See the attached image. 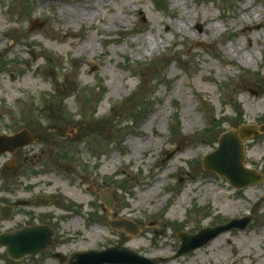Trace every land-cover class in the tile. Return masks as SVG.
Listing matches in <instances>:
<instances>
[{"label":"rangeland","instance_id":"obj_1","mask_svg":"<svg viewBox=\"0 0 264 264\" xmlns=\"http://www.w3.org/2000/svg\"><path fill=\"white\" fill-rule=\"evenodd\" d=\"M175 1L0 0V133L39 135L40 192L56 199L40 210L52 244L20 262L0 249V264L117 245L160 264H264V180L238 190L203 168L224 133L264 126V0ZM244 151L264 177V134ZM245 218L175 259L180 235Z\"/></svg>","mask_w":264,"mask_h":264},{"label":"water","instance_id":"obj_2","mask_svg":"<svg viewBox=\"0 0 264 264\" xmlns=\"http://www.w3.org/2000/svg\"><path fill=\"white\" fill-rule=\"evenodd\" d=\"M261 134H264V126L261 128L255 126L242 127L223 134L219 139L218 149L203 160L204 169L225 177L237 189L260 184L264 177L245 166L244 142L246 139ZM33 140L34 138L30 137L28 132H22L14 137H0V152L23 147ZM179 150L177 149L170 154L168 159L172 158ZM102 197L107 208L111 209L113 206L112 198L106 193H103ZM249 223L250 219L246 218L232 221L226 226L203 230L196 236L182 234L179 236L182 240V246L175 258L188 255L205 246L221 233L230 230H244ZM112 226L118 229L125 227L133 235L138 234V230H135L126 221L116 222ZM52 236L53 232L47 227L26 229L12 236L0 235V247L7 246L9 257L15 261H20L27 254L37 255L43 252L51 243ZM71 264H160V261H151L128 249L116 246L105 252L93 251L76 254L72 258Z\"/></svg>","mask_w":264,"mask_h":264},{"label":"flooded vegetation","instance_id":"obj_3","mask_svg":"<svg viewBox=\"0 0 264 264\" xmlns=\"http://www.w3.org/2000/svg\"><path fill=\"white\" fill-rule=\"evenodd\" d=\"M26 129L32 137L35 136L34 143L0 154V197L3 201L0 204V214L3 223L6 224V229L0 233L6 235L25 229L49 226L41 223L40 197L44 194V200L54 199L52 205L56 202L53 195L40 192V157L37 153L40 149L36 145L40 137L31 129ZM19 132L5 131L0 135L14 136ZM17 216L26 220H23L21 225L16 224L11 230L8 225Z\"/></svg>","mask_w":264,"mask_h":264},{"label":"bare ground","instance_id":"obj_4","mask_svg":"<svg viewBox=\"0 0 264 264\" xmlns=\"http://www.w3.org/2000/svg\"><path fill=\"white\" fill-rule=\"evenodd\" d=\"M182 0H176L175 2H173V4H174V6H179L180 4H182ZM82 14L81 13H79V17L81 16ZM248 15H249V18H250V20H255L253 17H252V15H251V13H248ZM184 17V16H183ZM188 19L189 20H192V18H194V16L192 15V14H189L188 16ZM195 18H199V16L198 15H196L195 16ZM144 44H147V42H145ZM158 46H159V44H158ZM136 151H137V149H136ZM155 190V189H154ZM87 198V199H86ZM85 200L87 201V200H89L88 199V195L85 197ZM79 223V221H76V222H74V225H77ZM98 230H99V227H97L96 229H94V231L96 232H98Z\"/></svg>","mask_w":264,"mask_h":264}]
</instances>
